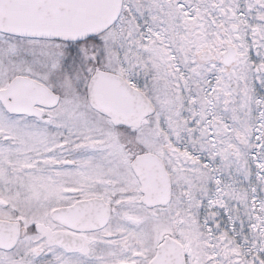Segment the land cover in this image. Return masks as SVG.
<instances>
[{"label":"snow or ice","instance_id":"obj_1","mask_svg":"<svg viewBox=\"0 0 264 264\" xmlns=\"http://www.w3.org/2000/svg\"><path fill=\"white\" fill-rule=\"evenodd\" d=\"M0 264H264V0H0Z\"/></svg>","mask_w":264,"mask_h":264}]
</instances>
